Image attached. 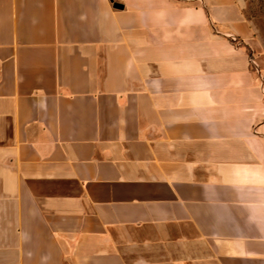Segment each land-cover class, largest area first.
<instances>
[{"label": "crops", "instance_id": "obj_1", "mask_svg": "<svg viewBox=\"0 0 264 264\" xmlns=\"http://www.w3.org/2000/svg\"><path fill=\"white\" fill-rule=\"evenodd\" d=\"M231 35L239 0H0V264H264V72Z\"/></svg>", "mask_w": 264, "mask_h": 264}, {"label": "rangeland", "instance_id": "obj_2", "mask_svg": "<svg viewBox=\"0 0 264 264\" xmlns=\"http://www.w3.org/2000/svg\"><path fill=\"white\" fill-rule=\"evenodd\" d=\"M239 1L241 3L242 10L244 11V14L253 30V36L251 37L249 43H246L239 36H234V35H231V37H229V41L236 47H241V48L247 47L248 51L251 52L250 60L253 57L258 65L257 67L258 70L261 73H263L264 72V0H239Z\"/></svg>", "mask_w": 264, "mask_h": 264}, {"label": "built area", "instance_id": "obj_3", "mask_svg": "<svg viewBox=\"0 0 264 264\" xmlns=\"http://www.w3.org/2000/svg\"><path fill=\"white\" fill-rule=\"evenodd\" d=\"M250 63H251L255 68L258 67V65H257V63H256V61H255V59H254L253 57L251 58ZM257 69H258V68H257Z\"/></svg>", "mask_w": 264, "mask_h": 264}]
</instances>
